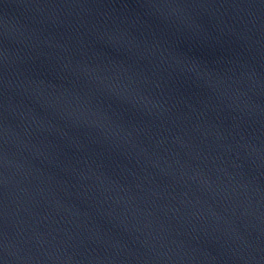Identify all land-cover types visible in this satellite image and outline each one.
Segmentation results:
<instances>
[{"label": "water", "instance_id": "1", "mask_svg": "<svg viewBox=\"0 0 264 264\" xmlns=\"http://www.w3.org/2000/svg\"><path fill=\"white\" fill-rule=\"evenodd\" d=\"M0 264H264V0H0Z\"/></svg>", "mask_w": 264, "mask_h": 264}]
</instances>
